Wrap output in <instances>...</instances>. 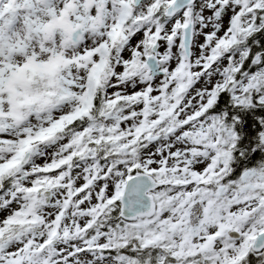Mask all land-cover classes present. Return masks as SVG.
Masks as SVG:
<instances>
[{
  "label": "snow or ice",
  "instance_id": "1",
  "mask_svg": "<svg viewBox=\"0 0 264 264\" xmlns=\"http://www.w3.org/2000/svg\"><path fill=\"white\" fill-rule=\"evenodd\" d=\"M0 264H264V0H0Z\"/></svg>",
  "mask_w": 264,
  "mask_h": 264
}]
</instances>
